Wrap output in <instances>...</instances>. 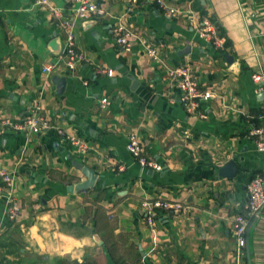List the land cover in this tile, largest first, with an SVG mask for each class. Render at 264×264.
<instances>
[{"label":"crops","instance_id":"crops-1","mask_svg":"<svg viewBox=\"0 0 264 264\" xmlns=\"http://www.w3.org/2000/svg\"><path fill=\"white\" fill-rule=\"evenodd\" d=\"M40 1L0 0V169L13 176L18 208L10 220L0 198V264H264V211L242 250L232 233L246 185L264 175V153L249 135L264 126V93L251 79L264 78V0H165L171 17L144 0H99L105 15L85 21L72 18L73 0ZM68 19L83 57L73 69L57 59L58 25ZM205 22L219 28L222 47L227 40L226 54L201 36ZM117 26L131 34L129 51L114 41ZM144 43L157 46L160 61ZM50 63L57 68L43 74ZM180 65L212 94L193 111L167 76ZM35 104L86 152L55 129L27 136L4 124ZM131 133L161 171L131 157ZM231 160L235 175L220 176ZM86 171L94 184L78 189ZM157 199L183 211H157L149 226L145 205Z\"/></svg>","mask_w":264,"mask_h":264},{"label":"built area","instance_id":"built-area-1","mask_svg":"<svg viewBox=\"0 0 264 264\" xmlns=\"http://www.w3.org/2000/svg\"><path fill=\"white\" fill-rule=\"evenodd\" d=\"M99 0H73L76 7L72 18L85 21L92 16L99 17L105 15V11L98 4ZM150 4L156 5L159 9L165 11V15L173 16L174 9L170 8L165 0H144ZM137 2V0H133ZM39 4H46V0H41ZM56 17L60 13L54 10ZM61 32L64 33L63 50L60 52L58 60L63 59L68 69L76 68L83 60L79 53L74 35L72 32L71 19L63 20L58 25ZM113 38L118 47L122 51H129L132 47L130 42V32L122 26H117L112 30ZM201 36L208 40L216 49H223L222 40L218 37V33L213 24L205 22L201 31ZM146 54L155 61H160V53L157 46L151 43H144ZM61 61V60H60ZM57 68V63L46 64L42 67L41 72L45 75L52 73ZM112 76L111 71H105ZM169 81L175 85L179 92L180 103L189 111L197 109L201 100L207 101L212 98L209 92L202 93L199 84L193 79L189 69L185 65H180L167 70ZM252 81L256 84L258 91L264 93V78L258 75L251 76ZM108 105L107 99H101L99 108L104 109ZM259 119L264 121V100L260 112ZM257 118V119H258ZM4 124L13 131L24 132L27 136L37 135L48 129H55L60 138L68 142L71 146L78 150V153L86 152V143L79 140L75 135H71L60 128L53 127L50 121L41 113L38 105H33L30 110L24 114L16 123L4 121ZM253 139V144L257 152L264 153V126H254L249 132ZM126 149L141 169H149L152 171H161V166L145 154L142 143L138 140L135 133H131L127 138ZM13 176L5 169H0V198L6 197L7 207L6 214L10 220H14L18 215V208L9 198L11 193ZM245 201L233 218L232 233L237 248L242 250L246 245L247 232L250 223L260 214L264 207V175H255L245 187ZM147 213L145 215L146 223L153 226L157 211L172 212L173 215L180 214L183 207L179 203H172L164 200H154L145 205Z\"/></svg>","mask_w":264,"mask_h":264},{"label":"water","instance_id":"water-1","mask_svg":"<svg viewBox=\"0 0 264 264\" xmlns=\"http://www.w3.org/2000/svg\"><path fill=\"white\" fill-rule=\"evenodd\" d=\"M227 61L231 63L232 62L231 57H227ZM85 173H86L87 181L79 185L78 189L84 190L88 187H92L94 184L95 178L93 173L91 171H86ZM235 173H236V165L235 162L232 160L226 163L223 169L219 172L220 176L227 178H232L235 175Z\"/></svg>","mask_w":264,"mask_h":264},{"label":"trees","instance_id":"trees-1","mask_svg":"<svg viewBox=\"0 0 264 264\" xmlns=\"http://www.w3.org/2000/svg\"><path fill=\"white\" fill-rule=\"evenodd\" d=\"M214 26H215V24H214ZM215 28H216V31H217V33H218V37H219V38H222L223 35L220 33L219 28H217L216 26H215ZM224 47H225V49H224ZM227 47H228V42H227V40H225L224 45H223V49H222V50H218V51L220 52L221 55H224V54H223V53H225L224 50H226ZM225 54H226V53H225ZM256 126H257V125H256Z\"/></svg>","mask_w":264,"mask_h":264},{"label":"rangeland","instance_id":"rangeland-1","mask_svg":"<svg viewBox=\"0 0 264 264\" xmlns=\"http://www.w3.org/2000/svg\"><path fill=\"white\" fill-rule=\"evenodd\" d=\"M264 211V207H263V209L260 211V213H262ZM247 240V239H246Z\"/></svg>","mask_w":264,"mask_h":264}]
</instances>
